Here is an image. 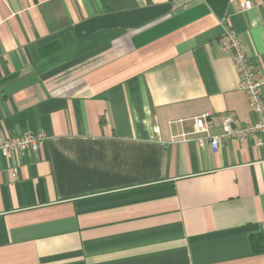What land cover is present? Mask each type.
Segmentation results:
<instances>
[{
	"label": "crops",
	"instance_id": "0c3cea01",
	"mask_svg": "<svg viewBox=\"0 0 264 264\" xmlns=\"http://www.w3.org/2000/svg\"><path fill=\"white\" fill-rule=\"evenodd\" d=\"M0 0V264H264V146L223 37L264 74V0ZM186 135L184 141L182 136Z\"/></svg>",
	"mask_w": 264,
	"mask_h": 264
},
{
	"label": "built area",
	"instance_id": "2783aa9c",
	"mask_svg": "<svg viewBox=\"0 0 264 264\" xmlns=\"http://www.w3.org/2000/svg\"><path fill=\"white\" fill-rule=\"evenodd\" d=\"M238 2L243 11L252 8L249 0H232ZM224 49L229 51L231 58L240 77V88L245 92L250 110L259 116V119L245 127H236L237 119L233 115H227L222 119V134L211 135L212 123L215 117L212 113L193 118L194 134L198 136V143L203 146L207 141L215 152L218 151L223 142L245 137L260 138V145L264 146V74L258 75L254 69V63L247 56L237 33L229 29L223 37ZM47 137L44 133H29L20 136L2 137L0 139V155L7 157L16 151L31 150L38 152L44 145ZM182 139L186 141L187 136Z\"/></svg>",
	"mask_w": 264,
	"mask_h": 264
}]
</instances>
